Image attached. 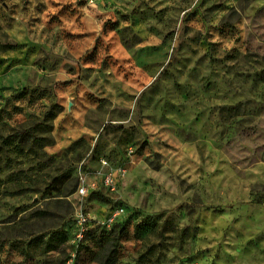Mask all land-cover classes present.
Instances as JSON below:
<instances>
[{
	"label": "rangeland",
	"instance_id": "374dc122",
	"mask_svg": "<svg viewBox=\"0 0 264 264\" xmlns=\"http://www.w3.org/2000/svg\"><path fill=\"white\" fill-rule=\"evenodd\" d=\"M81 208L75 264H264V0H0V264Z\"/></svg>",
	"mask_w": 264,
	"mask_h": 264
},
{
	"label": "built area",
	"instance_id": "2783aa9c",
	"mask_svg": "<svg viewBox=\"0 0 264 264\" xmlns=\"http://www.w3.org/2000/svg\"><path fill=\"white\" fill-rule=\"evenodd\" d=\"M97 183L96 182H90L86 183L85 180L81 179L80 183L77 185L76 188V195L79 198H86L91 193L95 192L97 190ZM100 186L103 188H106L110 190L111 192L114 191L116 186L115 177L113 175H105L100 179ZM124 208H118L115 210V212L112 215V218L109 220V222H112L116 217H119L123 214ZM74 226H75V233L74 238L72 241V250L70 252V255L66 262L64 264H75V258L76 253L79 245L84 240V237L88 231V227L90 224V217L85 211L81 208L77 210L75 216H74Z\"/></svg>",
	"mask_w": 264,
	"mask_h": 264
},
{
	"label": "trees",
	"instance_id": "16d2710c",
	"mask_svg": "<svg viewBox=\"0 0 264 264\" xmlns=\"http://www.w3.org/2000/svg\"><path fill=\"white\" fill-rule=\"evenodd\" d=\"M91 194H92V193H91ZM91 194H90V195H91ZM90 195H89V196H90Z\"/></svg>",
	"mask_w": 264,
	"mask_h": 264
}]
</instances>
